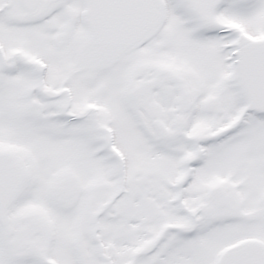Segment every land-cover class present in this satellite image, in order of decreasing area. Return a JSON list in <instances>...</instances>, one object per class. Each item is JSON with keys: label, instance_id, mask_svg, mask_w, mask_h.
I'll return each mask as SVG.
<instances>
[{"label": "snow or ice", "instance_id": "6c2138e0", "mask_svg": "<svg viewBox=\"0 0 264 264\" xmlns=\"http://www.w3.org/2000/svg\"><path fill=\"white\" fill-rule=\"evenodd\" d=\"M0 264H264V0H0Z\"/></svg>", "mask_w": 264, "mask_h": 264}]
</instances>
